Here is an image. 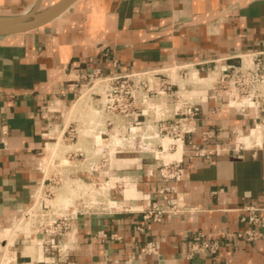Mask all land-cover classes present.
I'll list each match as a JSON object with an SVG mask.
<instances>
[{
    "label": "crops",
    "instance_id": "obj_1",
    "mask_svg": "<svg viewBox=\"0 0 264 264\" xmlns=\"http://www.w3.org/2000/svg\"><path fill=\"white\" fill-rule=\"evenodd\" d=\"M11 1L24 4L0 7L21 10L10 16L21 15L31 3ZM56 1L42 0V7ZM257 51H264V0H78L37 31L0 37V264L14 258L17 264H264V230L255 242L233 241L216 255L185 257L191 235L236 233L247 226L240 222L241 215L250 214L245 208L264 204V143L259 133L250 137L254 111L228 108L211 89L216 72L191 65ZM98 70L103 76L158 71L177 81L184 97L199 107L188 121L193 132L185 135L184 149L179 144L176 152L165 151L181 159L184 168L173 198L177 211L163 213L157 221L144 218L153 203L166 209L157 191L170 185L147 163L150 150L160 153L170 141L156 136V125L147 120L138 137H150L142 141L148 151L125 154L123 160L132 158L133 166L119 173L126 187L134 186L133 197H112L105 208L72 217L60 250L47 251L45 239L35 244L15 238L9 246L6 233L42 188L41 166L51 137L64 132L67 114L91 91L90 78ZM197 70L202 82L194 85L188 76ZM71 83L78 85L73 91ZM157 102L172 116V100ZM92 113L91 131L110 135L104 154L111 156L113 131L101 111ZM95 137L74 145L86 160L103 159ZM236 137L246 148L236 149ZM192 145L205 154L195 155ZM91 171L97 169L88 165L85 176ZM151 241L159 242L158 254L144 253Z\"/></svg>",
    "mask_w": 264,
    "mask_h": 264
},
{
    "label": "built area",
    "instance_id": "obj_2",
    "mask_svg": "<svg viewBox=\"0 0 264 264\" xmlns=\"http://www.w3.org/2000/svg\"><path fill=\"white\" fill-rule=\"evenodd\" d=\"M231 60H237V62L230 63L229 61ZM191 67L200 71L212 69L216 72V79L212 82L213 86L211 89L216 97L226 101L228 108L234 109L239 113H245L248 110L254 111V128L261 129V144H263L264 51L195 63ZM195 73L196 75L193 76ZM195 73L188 77L192 84L198 85L202 82L200 72L197 70ZM90 80L91 90L96 86L102 90V95L94 91L91 93L92 95H100V111L106 116V126L113 131L112 143L115 146L119 142V144L124 146H122L123 150L131 149L133 145L148 151L142 141L144 138L149 139L150 137H138V134H140V127L147 120H150V123H154L157 127L158 134L156 136L170 141L167 148L163 144L161 145V153L165 151L176 152L179 144H181L182 150L184 149L185 135L193 132V129L188 128V121L198 115L199 107L191 104V99L184 97L182 92L184 88L180 87L177 81L163 76L158 71L103 76L99 70L92 74ZM77 86V83H71L69 89L73 91ZM173 87L177 89L174 90ZM161 99H170L174 103L175 107L172 116L166 110L161 109L159 102H157ZM122 125L127 126L126 132L120 131V126ZM7 133L8 130L4 126L1 131L4 144H6ZM64 133H67L71 138L79 134L76 128L67 125L62 134ZM62 134H60L58 139ZM109 137L110 135L108 134L105 136L98 134L95 137V145L102 155L108 150L106 140ZM209 137L208 133H203L204 140ZM240 148L246 147L240 144L236 149ZM191 150L195 155L205 154L204 151L195 145H192ZM149 152L152 158L158 159L153 151L150 150ZM109 157L110 155L105 157L104 154L102 158L106 160ZM162 161V163L156 164L155 173L164 183L170 184L161 187L157 191L159 199L166 202V209H161L153 203L151 209L144 213L145 219L153 218L157 221L163 213L177 211L176 202H174L173 198L177 191V185L184 176L182 161L181 159H172L167 162L163 159ZM44 163L41 166V170L45 168ZM43 184L44 181L42 186ZM41 191L42 188L35 197L34 202L37 198L39 201ZM171 194L172 196H170ZM31 207L24 215L30 214L35 210V208L32 210ZM245 210L250 212V214L247 216L241 215L240 222L247 226L236 233L204 234L197 232L191 235L189 238L190 250L185 254L186 259H193L197 255H216L222 246L233 241L252 243L259 240L263 236L264 230V204L260 208L247 206ZM85 211L91 212V207H88L87 210L77 209L71 212L69 216L60 215L48 218L45 229L48 237L46 240L47 251L52 249L60 250L58 247L60 241L68 236L70 219ZM257 212L262 214L259 215ZM159 249V242L151 241L146 244L143 251L146 254H158Z\"/></svg>",
    "mask_w": 264,
    "mask_h": 264
},
{
    "label": "rangeland",
    "instance_id": "obj_3",
    "mask_svg": "<svg viewBox=\"0 0 264 264\" xmlns=\"http://www.w3.org/2000/svg\"><path fill=\"white\" fill-rule=\"evenodd\" d=\"M33 1L34 0L25 1L26 6ZM19 4L23 5L24 3L21 2ZM19 4L11 0H0V7L4 9L13 8ZM19 11L21 10L19 9L12 12L0 10V12L6 14ZM93 91L102 95V90L96 86L84 97L77 100L73 111L71 113L69 112V115L67 114V126L76 128L79 134L74 138L68 136L67 133L62 134L59 139L58 135L53 138L51 137L49 141L50 144L46 150L48 155L44 163L45 168L42 170L44 184L42 186L39 201L38 198L35 200V205L31 208L32 210L35 208V210L32 211V213L27 215L23 214L18 222H16L15 228L13 227V230L6 233L5 239L7 243H9V246L12 243L14 244L17 239H27L26 243H29L30 240H34V242H36L35 244L43 241V239L46 241L48 237L45 229L47 227L48 218L50 217L52 218L60 215L69 216L71 212L77 209L87 210L88 207L96 211L105 208L107 202L112 197L113 199L116 197L119 201L124 198V196H134V193H128L129 187H131L132 184L128 183L126 187V182L120 178L119 173L122 172L120 170L121 168L124 169L133 166L131 165L133 164L132 158L125 161L122 157L125 156V154L134 155L135 150L132 148L136 147L138 149V146L134 147L132 145L131 149L128 148L123 150V145L119 144V142H117L116 146L112 143L110 151L112 160L109 161L103 159L86 160L85 155L82 156L79 154V151H75L78 147H74V145L76 146L78 142H91V139L94 140V135L98 136V134H94L91 131V120L94 118L92 117V112L94 110L100 111V95H92L91 92ZM154 152L158 159L152 158V160H150L151 158H148L147 163L150 165L156 166V164L162 163L163 159L166 162L174 159L166 153H171V151H166L164 153ZM88 165L90 168L92 166L97 169V171H91V174L86 177L84 170ZM11 251L9 247V252L7 251L9 255ZM9 257L11 258V256L7 258L9 259ZM17 262L18 259L14 258L13 261H10V264H17ZM7 263L9 264V261H7Z\"/></svg>",
    "mask_w": 264,
    "mask_h": 264
},
{
    "label": "water",
    "instance_id": "obj_4",
    "mask_svg": "<svg viewBox=\"0 0 264 264\" xmlns=\"http://www.w3.org/2000/svg\"><path fill=\"white\" fill-rule=\"evenodd\" d=\"M78 0H57L42 7V0H36L28 12L16 16H0V37L27 34L52 23L68 11Z\"/></svg>",
    "mask_w": 264,
    "mask_h": 264
},
{
    "label": "bare ground",
    "instance_id": "obj_5",
    "mask_svg": "<svg viewBox=\"0 0 264 264\" xmlns=\"http://www.w3.org/2000/svg\"><path fill=\"white\" fill-rule=\"evenodd\" d=\"M32 6V2L28 5V7L25 9V11L26 12H28V10H29V8ZM25 11L23 12V13H21V14H24L25 13ZM0 16H10V14H6V13H4V12H0ZM13 16H16V15H13ZM261 134L262 135V131H261V129L260 128H253L252 129V131H251V133H250V137H252V136H254L255 134ZM236 142L238 143V144H242V142L241 141H239L238 139H236ZM135 147V146H134ZM137 149V148H136ZM138 149H139V147H138ZM137 149V150H138ZM131 162V161H130ZM64 165V164H63ZM62 165V166H63ZM98 186V185H97ZM103 186V185H102ZM132 191H134L135 192V188H134V186H131V187H129V192L128 193H131ZM67 200V199H66ZM35 203V202H34ZM35 204H33L32 206H34ZM32 208V207H31ZM17 227V226H16ZM15 233V232H14ZM13 235V234H12ZM5 264H8L7 262L5 263Z\"/></svg>",
    "mask_w": 264,
    "mask_h": 264
}]
</instances>
